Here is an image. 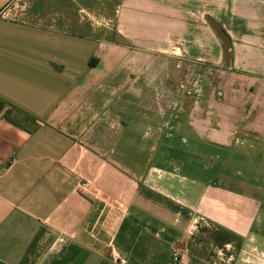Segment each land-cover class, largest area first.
Returning a JSON list of instances; mask_svg holds the SVG:
<instances>
[{"label": "crops", "instance_id": "obj_1", "mask_svg": "<svg viewBox=\"0 0 264 264\" xmlns=\"http://www.w3.org/2000/svg\"><path fill=\"white\" fill-rule=\"evenodd\" d=\"M263 161L264 0H0V264H264Z\"/></svg>", "mask_w": 264, "mask_h": 264}, {"label": "rangeland", "instance_id": "obj_2", "mask_svg": "<svg viewBox=\"0 0 264 264\" xmlns=\"http://www.w3.org/2000/svg\"><path fill=\"white\" fill-rule=\"evenodd\" d=\"M188 73H187V77H182V79L187 80L188 81V85L185 87V90H187V92H185V94H188L189 96V100L192 101L194 103V105L196 104L197 100L203 99L205 100V105L207 108V111L212 109V106H214V103H219V95L220 93L215 92L217 91V87L213 86V75L211 70L209 72H206L205 75H197V70H196V66L194 61H188ZM223 74H221V79L223 78ZM181 77H174V80H180ZM176 80V81H177ZM163 82V81H162ZM175 82V81H174ZM178 83H180L179 81H177ZM181 93L178 92V95H180ZM215 99V101H214ZM225 154L222 153V156H218V159L216 158V161L221 164V166H224L225 164V159L226 157L224 156ZM242 158V160H245V162L249 163L250 159L248 157L245 156H240ZM259 158V157H254V159ZM209 159V158H208ZM211 160H207V164L209 165ZM244 162V161H243ZM255 163V161H254ZM264 164V161L262 162ZM254 171L252 172V176L254 178V180H258V182L260 183L259 185H261L262 183V187H258L256 189H254L255 194L263 199L262 203H263V209H262V214L264 213V165L262 167V165H254ZM228 174L229 180L231 181H238V180H244L245 177L247 176V174H250L249 172H244V171H233L230 170L228 172H226ZM220 176H218L219 178ZM221 178V177H220ZM264 225V224H262ZM261 235V236H260ZM258 241H260V243L262 244V248L264 249V232L260 234H258ZM255 255H259L258 253H255ZM264 259V258H263ZM254 260V264L255 262L257 263L258 260H256L255 258H253Z\"/></svg>", "mask_w": 264, "mask_h": 264}, {"label": "built area", "instance_id": "obj_3", "mask_svg": "<svg viewBox=\"0 0 264 264\" xmlns=\"http://www.w3.org/2000/svg\"><path fill=\"white\" fill-rule=\"evenodd\" d=\"M261 256H263L262 258H264L263 254H261ZM111 257L119 264H126V259L120 257V255L116 251H111ZM182 258H183L182 250L179 248H174L170 257L171 264H180Z\"/></svg>", "mask_w": 264, "mask_h": 264}, {"label": "water", "instance_id": "obj_4", "mask_svg": "<svg viewBox=\"0 0 264 264\" xmlns=\"http://www.w3.org/2000/svg\"><path fill=\"white\" fill-rule=\"evenodd\" d=\"M216 33L218 34V36L220 37V39L223 41L224 46H225V57L226 60H228L229 57V52H228V48H229V44H228V40L225 37V35L223 34V32L219 29V28H215Z\"/></svg>", "mask_w": 264, "mask_h": 264}]
</instances>
